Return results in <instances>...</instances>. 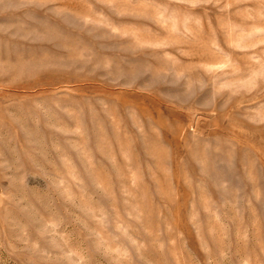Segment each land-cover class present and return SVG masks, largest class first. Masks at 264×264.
I'll list each match as a JSON object with an SVG mask.
<instances>
[{
	"label": "rangeland",
	"instance_id": "obj_1",
	"mask_svg": "<svg viewBox=\"0 0 264 264\" xmlns=\"http://www.w3.org/2000/svg\"><path fill=\"white\" fill-rule=\"evenodd\" d=\"M0 264H264V0H0Z\"/></svg>",
	"mask_w": 264,
	"mask_h": 264
}]
</instances>
